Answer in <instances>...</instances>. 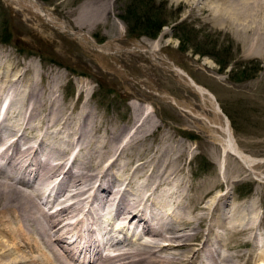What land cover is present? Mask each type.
<instances>
[{
    "label": "rangeland",
    "instance_id": "374dc122",
    "mask_svg": "<svg viewBox=\"0 0 264 264\" xmlns=\"http://www.w3.org/2000/svg\"><path fill=\"white\" fill-rule=\"evenodd\" d=\"M36 2L55 22H47L23 0L19 3L0 0V87L4 94L13 96L30 90L48 96L51 112L59 106V110L68 113L63 119L65 124L58 125L54 132L67 133L65 136L70 138L75 152L81 149L79 140L82 138H90L92 144H96L91 139L93 135L111 147L112 143L106 141L103 133L113 132L128 122L130 116L140 122H158L157 129L153 133L149 131L152 133L149 140L140 145L138 151H127V141L124 142L125 146L120 147H124L123 155L133 152L135 158H142L148 155L149 149L170 139L176 141V150L186 146L189 155L181 161L182 170L176 174V189L184 184L189 187L187 195H193L208 183L217 184L206 197L227 193L223 199L226 202L224 229L216 228L218 233L231 236L226 243L228 248L221 249L223 255L230 260L236 256L233 264H264V162L251 169L244 167L234 154L226 130L225 134L221 129L225 127L226 117L238 149L251 158L264 159V43L257 49L227 24L226 18L217 13H203L199 7L202 0ZM219 3V6L225 4ZM126 13H134L135 18L125 21ZM139 17L141 20L153 17L157 22L161 18L165 25L153 37L152 32L147 34L139 27ZM156 44L159 51L154 55L151 46ZM221 60L227 61L225 66L219 62ZM178 70L213 94L223 117L210 112L209 101L194 91L185 74ZM17 98L19 100L20 96ZM27 103L30 105L32 101ZM139 108L144 113L140 114ZM81 109H85L86 116L80 117ZM44 114L40 117L44 118ZM47 118L51 122L52 114ZM94 122L100 123V130L95 128L94 131ZM71 130L76 136H72ZM223 141L229 145L228 157H225L228 162L224 159L221 169L217 159L220 149L225 148ZM82 149L78 156L85 164L72 169H87L85 165L93 156L97 159V154L89 155L86 147ZM119 152L115 156L118 163L114 168L109 165L108 173L121 169L119 165L124 158ZM110 157L112 155L106 160ZM31 184L35 186L37 180ZM63 184L58 194L68 188V183ZM217 215L216 210L210 211L208 225H216ZM240 218L245 219V223ZM204 234L203 240L209 237V229Z\"/></svg>",
    "mask_w": 264,
    "mask_h": 264
},
{
    "label": "bare ground",
    "instance_id": "6f19581e",
    "mask_svg": "<svg viewBox=\"0 0 264 264\" xmlns=\"http://www.w3.org/2000/svg\"><path fill=\"white\" fill-rule=\"evenodd\" d=\"M6 1L19 3L21 0ZM23 1L29 8L41 13L47 22H55L36 0ZM219 1L224 2V6L217 5ZM201 4L199 7L203 13H217L221 18H226V23L239 35L245 36L251 46L259 49L260 43H264V0H202ZM191 8L196 10V7ZM256 50L253 52L257 53ZM158 51V44L151 46L154 55ZM183 74L191 88L209 101L210 112L223 117L213 94L186 73ZM4 93L1 86L0 264H233L236 256L230 260L222 251L223 246L228 248L226 243L231 236L216 230L224 227L223 209L226 202L223 199L227 193L206 197L217 185L214 182L215 185L208 183L207 187L195 191L193 195H187L189 187L186 188L184 184L176 189V174L182 170L181 161L189 155L186 146L176 150V141L170 139L155 149H149L148 155L142 158H135L133 152L123 155L124 147H120L124 142L126 144L127 141V151H138V147L144 145L157 129L158 122H140L138 118L130 116L128 122L113 128V132L103 133L106 141L112 143L111 147L93 135L91 139L96 144L93 145L90 138H82L79 140L81 149L75 152L70 138L65 136L67 133L54 132L58 125L64 123L63 119L68 114L64 113L65 110H59L60 107L56 106L51 112L45 94L37 95L30 90L13 96ZM17 95L20 96L19 100ZM28 101L32 103L29 105ZM137 111L144 113L142 108ZM43 112L44 118L40 117ZM51 114L50 122L47 117ZM79 115L86 116L85 109H81ZM99 126V122L92 124L94 131L95 128L100 130ZM221 129L224 133L226 130L234 154L244 167L251 169L264 162V159L251 158L238 149L227 120ZM149 131L152 133L149 134ZM71 134L76 136L75 131ZM225 143L223 141L222 147L225 148L220 149L221 157L217 159L221 169L228 154L226 148L229 145ZM83 147L87 148V154H97V159L93 156L90 161L94 162L89 161L85 165L90 169H72L75 165L79 168L85 164L78 156ZM118 151H121L119 153H122L125 162L118 164L121 169L108 173L109 165L114 168L118 163V157L115 158ZM110 155L112 157L106 160ZM35 180L37 184L34 186L31 183ZM66 180L68 188L58 194L60 185L67 184ZM55 182L58 184L56 189ZM212 209L219 215L215 218L216 225H208ZM243 220L240 221L245 223ZM206 229L210 234L203 240Z\"/></svg>",
    "mask_w": 264,
    "mask_h": 264
},
{
    "label": "trees",
    "instance_id": "16d2710c",
    "mask_svg": "<svg viewBox=\"0 0 264 264\" xmlns=\"http://www.w3.org/2000/svg\"><path fill=\"white\" fill-rule=\"evenodd\" d=\"M134 13H126L124 17V20L125 21H130V18H135V16H133ZM152 16V15H151ZM155 17H157L155 15ZM153 17L151 18H146L147 20L143 19L141 20V18L139 17V23L141 24V26L139 27H142V29L147 33V34H150V32L153 33V37L156 36L157 32L161 29L162 26L165 25V22L162 21V19L160 18L159 19V22H157L155 20V18L152 20ZM183 40V39H182ZM184 41V40H183ZM218 62V61H217ZM220 63H223V65L225 66V62L227 61H219ZM218 62V63H219ZM243 73V72H242Z\"/></svg>",
    "mask_w": 264,
    "mask_h": 264
},
{
    "label": "water",
    "instance_id": "95a60500",
    "mask_svg": "<svg viewBox=\"0 0 264 264\" xmlns=\"http://www.w3.org/2000/svg\"><path fill=\"white\" fill-rule=\"evenodd\" d=\"M225 119L227 120V118L225 117Z\"/></svg>",
    "mask_w": 264,
    "mask_h": 264
}]
</instances>
